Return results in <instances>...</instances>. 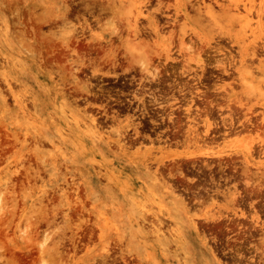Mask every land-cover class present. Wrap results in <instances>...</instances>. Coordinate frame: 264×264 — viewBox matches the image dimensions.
I'll return each mask as SVG.
<instances>
[{
	"label": "rangeland",
	"instance_id": "1",
	"mask_svg": "<svg viewBox=\"0 0 264 264\" xmlns=\"http://www.w3.org/2000/svg\"><path fill=\"white\" fill-rule=\"evenodd\" d=\"M0 264H264V0H0Z\"/></svg>",
	"mask_w": 264,
	"mask_h": 264
}]
</instances>
